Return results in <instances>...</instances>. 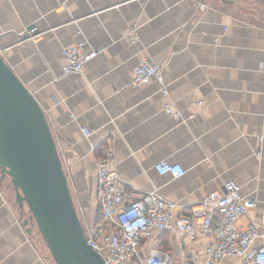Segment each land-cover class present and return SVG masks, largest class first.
I'll list each match as a JSON object with an SVG mask.
<instances>
[{"label": "crops", "instance_id": "crops-1", "mask_svg": "<svg viewBox=\"0 0 264 264\" xmlns=\"http://www.w3.org/2000/svg\"><path fill=\"white\" fill-rule=\"evenodd\" d=\"M232 1L0 0V51L45 113L84 229L102 223L96 161L104 146L130 200L155 190L180 214L234 180L255 201L237 225L264 229V19ZM78 41L95 54L82 73L65 75L63 49ZM142 56L161 67L162 81L131 83ZM163 160L184 173L158 174ZM26 213L0 171V264H54L40 234L22 226ZM210 239L201 228L193 239L164 230L140 251L202 264Z\"/></svg>", "mask_w": 264, "mask_h": 264}, {"label": "built area", "instance_id": "built-area-1", "mask_svg": "<svg viewBox=\"0 0 264 264\" xmlns=\"http://www.w3.org/2000/svg\"><path fill=\"white\" fill-rule=\"evenodd\" d=\"M205 7V2L199 4L201 10ZM83 45V41H78L63 49V74L82 73L86 62L94 56L95 52H85ZM152 76L162 81L161 67L142 56L133 70L131 83L138 85ZM164 111L175 119L183 116L169 103L164 104ZM81 130L86 137L91 134L87 127L83 126ZM258 138L264 139V130ZM96 168V197L102 223L92 231L84 229V234L87 244L103 257L106 264H182L174 262L168 252L156 247L143 255L140 251L142 240L164 230H174L193 239L197 228L211 233L202 264H221L227 257L241 258L239 264H264V229L253 221L244 226L237 225L238 219L253 208L255 201L243 195L234 180L224 181L221 189L207 193L195 207L178 214L176 203L160 197L155 190L130 200L115 170L110 146L100 150ZM154 168L160 175L178 177L184 173L178 163L166 160L159 161ZM258 239L263 243L254 246Z\"/></svg>", "mask_w": 264, "mask_h": 264}, {"label": "water", "instance_id": "water-1", "mask_svg": "<svg viewBox=\"0 0 264 264\" xmlns=\"http://www.w3.org/2000/svg\"><path fill=\"white\" fill-rule=\"evenodd\" d=\"M0 171L10 179L20 214L28 210L22 226L29 234L37 229L54 264H106L86 242L45 113L1 51Z\"/></svg>", "mask_w": 264, "mask_h": 264}, {"label": "rangeland", "instance_id": "rangeland-1", "mask_svg": "<svg viewBox=\"0 0 264 264\" xmlns=\"http://www.w3.org/2000/svg\"><path fill=\"white\" fill-rule=\"evenodd\" d=\"M243 5H251V8H252L251 10H253L252 12L255 15H261L259 17L260 21L264 19V0H244ZM258 5H261L263 7V10L260 9Z\"/></svg>", "mask_w": 264, "mask_h": 264}, {"label": "flooded vegetation", "instance_id": "flooded-vegetation-1", "mask_svg": "<svg viewBox=\"0 0 264 264\" xmlns=\"http://www.w3.org/2000/svg\"><path fill=\"white\" fill-rule=\"evenodd\" d=\"M253 15H255L253 12H252Z\"/></svg>", "mask_w": 264, "mask_h": 264}, {"label": "trees", "instance_id": "trees-1", "mask_svg": "<svg viewBox=\"0 0 264 264\" xmlns=\"http://www.w3.org/2000/svg\"><path fill=\"white\" fill-rule=\"evenodd\" d=\"M101 214V213H100ZM83 228H84V226H83Z\"/></svg>", "mask_w": 264, "mask_h": 264}, {"label": "bare ground", "instance_id": "bare-ground-1", "mask_svg": "<svg viewBox=\"0 0 264 264\" xmlns=\"http://www.w3.org/2000/svg\"><path fill=\"white\" fill-rule=\"evenodd\" d=\"M261 2V1H260Z\"/></svg>", "mask_w": 264, "mask_h": 264}]
</instances>
